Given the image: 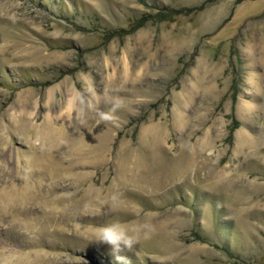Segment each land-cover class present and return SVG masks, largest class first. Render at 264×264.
I'll list each match as a JSON object with an SVG mask.
<instances>
[{"label":"rangeland","instance_id":"obj_1","mask_svg":"<svg viewBox=\"0 0 264 264\" xmlns=\"http://www.w3.org/2000/svg\"><path fill=\"white\" fill-rule=\"evenodd\" d=\"M114 221L264 264V0H0V264H113Z\"/></svg>","mask_w":264,"mask_h":264},{"label":"clouds","instance_id":"obj_2","mask_svg":"<svg viewBox=\"0 0 264 264\" xmlns=\"http://www.w3.org/2000/svg\"><path fill=\"white\" fill-rule=\"evenodd\" d=\"M90 232L93 243L110 247L113 264H131L129 257L122 255V252L125 249L131 250L135 240L129 235L124 224L114 221L105 225L92 226Z\"/></svg>","mask_w":264,"mask_h":264},{"label":"bare ground","instance_id":"obj_3","mask_svg":"<svg viewBox=\"0 0 264 264\" xmlns=\"http://www.w3.org/2000/svg\"><path fill=\"white\" fill-rule=\"evenodd\" d=\"M65 88H66V90L67 91H69L70 92V100H69V102L72 104L75 100H78L79 99V95H78V93L71 87H69V83L68 82H66L65 83ZM52 92H53V90H52ZM51 95V94H50ZM67 114V113H66ZM66 117L67 116H69V115H65ZM147 229H149V228H147ZM151 231V230H150Z\"/></svg>","mask_w":264,"mask_h":264},{"label":"trees","instance_id":"obj_4","mask_svg":"<svg viewBox=\"0 0 264 264\" xmlns=\"http://www.w3.org/2000/svg\"><path fill=\"white\" fill-rule=\"evenodd\" d=\"M244 0H238V2L240 3V2H243Z\"/></svg>","mask_w":264,"mask_h":264}]
</instances>
